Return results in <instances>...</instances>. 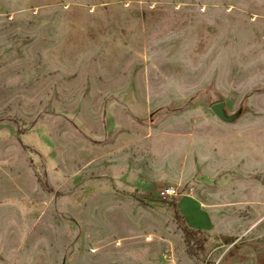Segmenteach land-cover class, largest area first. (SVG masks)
Masks as SVG:
<instances>
[{
	"label": "rangeland",
	"instance_id": "obj_1",
	"mask_svg": "<svg viewBox=\"0 0 264 264\" xmlns=\"http://www.w3.org/2000/svg\"><path fill=\"white\" fill-rule=\"evenodd\" d=\"M0 264H264V0H0Z\"/></svg>",
	"mask_w": 264,
	"mask_h": 264
},
{
	"label": "crops",
	"instance_id": "obj_2",
	"mask_svg": "<svg viewBox=\"0 0 264 264\" xmlns=\"http://www.w3.org/2000/svg\"><path fill=\"white\" fill-rule=\"evenodd\" d=\"M178 206L181 211V214L184 216L186 222L191 227L195 226V227L204 228L208 225L209 219H208L207 213H203V214L199 213L201 206L199 205V202L196 201V199L193 196L189 194L181 195L180 198L178 199ZM191 208L195 209V211H197L202 218L195 220L193 217L194 219L193 221L192 219L188 218L189 216L187 215V213L189 212Z\"/></svg>",
	"mask_w": 264,
	"mask_h": 264
},
{
	"label": "water",
	"instance_id": "obj_3",
	"mask_svg": "<svg viewBox=\"0 0 264 264\" xmlns=\"http://www.w3.org/2000/svg\"><path fill=\"white\" fill-rule=\"evenodd\" d=\"M213 112L223 121L225 122H232L237 116L238 113L233 115H228L225 112V103L224 102H217L211 106Z\"/></svg>",
	"mask_w": 264,
	"mask_h": 264
},
{
	"label": "built area",
	"instance_id": "obj_4",
	"mask_svg": "<svg viewBox=\"0 0 264 264\" xmlns=\"http://www.w3.org/2000/svg\"><path fill=\"white\" fill-rule=\"evenodd\" d=\"M178 196V188L176 186H166L159 192V197L162 199H168Z\"/></svg>",
	"mask_w": 264,
	"mask_h": 264
},
{
	"label": "trees",
	"instance_id": "obj_5",
	"mask_svg": "<svg viewBox=\"0 0 264 264\" xmlns=\"http://www.w3.org/2000/svg\"><path fill=\"white\" fill-rule=\"evenodd\" d=\"M163 201V200H162ZM165 201V200H164ZM171 203V205H174V202H170ZM175 218L177 219V220H182L183 222L185 221V223H184V231L186 232V233H188V234H191L192 232H191V228H190V226L188 225V223L186 222V220H185V218H184V216L183 215H180L179 213H175Z\"/></svg>",
	"mask_w": 264,
	"mask_h": 264
}]
</instances>
